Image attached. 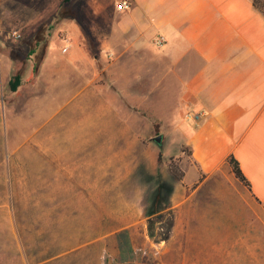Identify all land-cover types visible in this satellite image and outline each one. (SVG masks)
Instances as JSON below:
<instances>
[{
	"label": "rangeland",
	"instance_id": "1",
	"mask_svg": "<svg viewBox=\"0 0 264 264\" xmlns=\"http://www.w3.org/2000/svg\"><path fill=\"white\" fill-rule=\"evenodd\" d=\"M119 1L0 0V264H263L264 224L241 203L211 202L216 224L173 208L185 113L135 65L147 53L104 47Z\"/></svg>",
	"mask_w": 264,
	"mask_h": 264
},
{
	"label": "crops",
	"instance_id": "2",
	"mask_svg": "<svg viewBox=\"0 0 264 264\" xmlns=\"http://www.w3.org/2000/svg\"><path fill=\"white\" fill-rule=\"evenodd\" d=\"M119 13L116 26L104 27V47L115 48L118 38L147 53L135 65H150L151 81L163 82L152 91L178 98L185 113L180 128L192 164L177 214L210 223L200 219L218 218L211 202L219 199L241 203L248 221L257 215L264 224V14L254 0H133ZM75 44L68 61L77 67L86 54ZM231 156L251 189L236 178Z\"/></svg>",
	"mask_w": 264,
	"mask_h": 264
},
{
	"label": "trees",
	"instance_id": "3",
	"mask_svg": "<svg viewBox=\"0 0 264 264\" xmlns=\"http://www.w3.org/2000/svg\"><path fill=\"white\" fill-rule=\"evenodd\" d=\"M71 0H65V3H69ZM254 6L255 8L260 11L261 13L264 14V0H254ZM22 83V79H21V76L17 75L15 76V78L10 82V88L12 91H17V89L19 88V86L21 85ZM160 161H161V156H160ZM228 162L229 164L231 165L232 169H233V172L236 176V178L246 187H248L249 189H251V184L250 182L248 181V179L246 178V176L244 175L241 167H240V164L238 163V161L233 157L231 156L229 159H228ZM177 181H182V178L181 177H178L176 178ZM161 188L159 189V192H158V197L156 198L155 200V203H159V205H161L162 201L165 199H167L166 197L171 195L172 192H173V187L170 186L169 184H162L160 186ZM164 193H166V197H163ZM162 199V200H161ZM152 223V222H151Z\"/></svg>",
	"mask_w": 264,
	"mask_h": 264
},
{
	"label": "built area",
	"instance_id": "4",
	"mask_svg": "<svg viewBox=\"0 0 264 264\" xmlns=\"http://www.w3.org/2000/svg\"><path fill=\"white\" fill-rule=\"evenodd\" d=\"M133 7V0H121L117 3L116 9L119 12H128ZM65 45L63 47V52L68 53L71 48V40L68 37H64Z\"/></svg>",
	"mask_w": 264,
	"mask_h": 264
},
{
	"label": "water",
	"instance_id": "5",
	"mask_svg": "<svg viewBox=\"0 0 264 264\" xmlns=\"http://www.w3.org/2000/svg\"><path fill=\"white\" fill-rule=\"evenodd\" d=\"M155 141H156L157 143L161 144V143H162V137L159 136V137L155 138Z\"/></svg>",
	"mask_w": 264,
	"mask_h": 264
}]
</instances>
